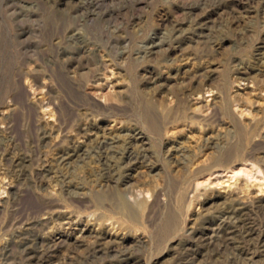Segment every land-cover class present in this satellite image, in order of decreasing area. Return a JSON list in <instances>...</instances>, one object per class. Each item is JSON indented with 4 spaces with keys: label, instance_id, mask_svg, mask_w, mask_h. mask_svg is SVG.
Wrapping results in <instances>:
<instances>
[{
    "label": "rangeland",
    "instance_id": "1",
    "mask_svg": "<svg viewBox=\"0 0 264 264\" xmlns=\"http://www.w3.org/2000/svg\"><path fill=\"white\" fill-rule=\"evenodd\" d=\"M151 40L161 45L138 54ZM68 77L82 94L60 125L47 100L68 101ZM150 104L159 133L139 117ZM236 124L247 147L264 142V0H0V251L40 219L34 229L54 248L39 260L16 249L11 264H76L91 252L87 264H111L122 251L129 264H264L232 247L213 256L207 243L224 208L264 204V152L207 170ZM99 141L111 144L107 158L92 153ZM201 167L181 206L161 195L151 219L145 209L124 221L96 201L150 203L168 177ZM35 196L58 200L51 218ZM175 210L178 232L159 237ZM193 230L207 242L176 261Z\"/></svg>",
    "mask_w": 264,
    "mask_h": 264
},
{
    "label": "bare ground",
    "instance_id": "2",
    "mask_svg": "<svg viewBox=\"0 0 264 264\" xmlns=\"http://www.w3.org/2000/svg\"><path fill=\"white\" fill-rule=\"evenodd\" d=\"M156 44H160V42H154L153 40H151V42H149L148 44H144L141 47L142 49L138 50L137 53L138 54L140 52L141 53L143 52L144 54L150 53V52H152V46H154ZM60 77L62 78L63 75H61ZM63 80H65V79H63ZM63 80H62V82H63ZM66 82H67L66 85H67L68 89L70 90V96H71L68 99V101L63 102L62 100H59L58 102L55 103L53 101V97H51L50 99L47 100L48 103H50V104L52 103L54 105V110L57 114V119H58L57 121L60 125L67 123V122H65L66 120H64V118H63L64 113L68 114L71 119L76 116V111L74 109V105H79L78 100H80V97L82 94L81 90L79 89L80 86H82L81 84L75 82V80H73L69 77L66 78ZM64 91H65V89H64ZM66 93L67 92L65 91V94ZM143 107L144 108H142L140 111L138 110L140 112L139 117L146 123V125L148 126L150 131H152L154 133H159L161 131L162 123L159 121V116L157 114V111L154 109L153 105H151V104H150V106H143ZM98 108H100L103 112H105L107 110V107L103 106L101 104L98 105ZM135 108H137V107H135ZM125 110H126V108H125ZM215 111L217 112V110H215ZM142 120H140V121L143 122ZM234 128L236 131L238 130V134L235 131L236 133H235L234 140H232L230 143H227L226 145L219 148L216 155L212 158L210 165L207 167V170H211V169H214L217 167L229 166L232 163L239 161V160H243V159L254 160L253 159V155H254L253 153L260 152V151L264 152V142L255 141V142H252L251 144H249V147H247V143L249 142L248 141L249 139L247 140L245 138L246 136H243V129H241V127H239V125H237V124L234 125ZM253 129L255 130V128H253ZM248 132H250V131H248ZM129 136H132L133 138H137V137H134V135H132V134H130ZM97 144L98 145H95L94 148H92V153L94 152L98 156V158H107L109 152L111 151V144L109 142H105V141H103V142L99 141ZM158 152L160 153L159 150H158ZM87 153H89V152H87ZM130 155H132V154H130ZM58 158H60V160H63L65 157H64V155L60 154ZM255 161H258V160H255ZM263 161L261 164L264 167ZM256 163H258V162H256ZM15 164L17 165L18 162H15ZM202 168L203 167H201V169L199 171L192 174V176L190 175V177L183 176L181 179H175V178H170V177L167 178L166 177L167 179L164 181L162 186L160 188H158L156 191H154V194H152L153 200L150 203H146L144 201H141V199L140 200L134 199L135 203L129 202V200H128L129 194L126 197L127 199H125V197L123 198L121 196H119V197L116 196V198L114 197L115 198L114 200L110 199L109 201H105V199L102 197V196H104V195H102L103 193L97 195L96 201L101 200V201H99V203H101L104 207L106 206L105 208L108 210H112V208L115 209L116 213L119 214L120 217H122L124 219V221L126 220L128 222H133L132 219H135L145 209L148 211L147 213H149L148 218L151 219V216L153 215V213L155 211L154 207L156 208V205H159V201H160L159 197L161 198V195H167L168 198L176 197L175 198V202H176L175 204L177 207H180L182 204V196L185 197V195H183L184 194L183 191H184V189L186 190V188H187V184L189 183V178H193V180H194L197 177V174L201 170H203ZM106 172H108V171H106ZM105 178H106V181H109L112 179L109 172L105 175ZM35 197L37 200L36 204H35V210L37 212H40L41 214H47L48 219L51 218L53 216V215H51L53 210L56 207H59V203L57 202L58 200H56L50 196L49 197L35 196ZM70 198H71V200L75 201L77 204H85L84 202H86V200H87V202H86L87 204L89 202L88 199H85L82 196H76L75 195V196H71ZM21 200H22V197H21ZM161 200H163V199L161 198ZM167 201L169 202V199ZM172 203H174V202H172ZM167 204H169V203H167ZM167 204H166V206H167ZM32 207H34V206H32ZM256 207L257 208L253 211L251 209H249L248 206H243L239 209H233V208L229 209V207L224 208L222 211V215L220 217V220L217 222L216 226L212 230L213 231L212 238H210L208 240V242L203 241L205 239L202 238V240H201V237L203 235L201 236L200 232L198 230L191 231L194 233L192 235L193 238L188 239L186 241V243L182 244V246L176 250V257H175L176 261L189 263L190 260H192L193 257L195 256L197 247L201 246L202 242L203 243L207 242L208 245H212V247L210 248V251H211L213 256L220 254L222 248H230V247L235 248V251H236L235 253L237 255L238 254H244L245 256L251 255L249 258L252 259L253 261L257 260V258H256L257 256H259V257L264 256V237H263V235H261V232H259V228L261 226L264 227V204H258ZM100 209H103V208H100ZM175 209H177V208L175 207ZM176 211L177 210L172 211V213L166 219L163 216V218L165 220L163 222L161 219V221L163 222L162 227H161V224H159L157 222L160 225V226L159 225L158 226L161 227V233L158 232L159 237H162L165 235L169 236V235L174 234V233L176 235V232H178L180 220H179V215ZM163 212H164V210H163ZM165 213H167V212H164V214ZM90 214H93V213H90ZM111 214L112 213H110L109 215H111ZM114 216H115V214H114ZM46 220H47V218H46ZM181 220H182V218H181ZM150 221H149V223H151ZM32 222L36 226L34 225L25 231L17 232L15 234V238L10 239L9 242L1 249L0 261L2 264L13 263V261L10 260V255L16 249H18L21 252L31 253L32 258L39 260V259L46 258L48 255V252H50L52 250V248H54V244L50 240L41 238V236L34 229L37 226L40 227L41 225H43L44 222H42L40 219H32ZM16 223L17 222H11L10 226H14ZM158 226L155 228H158ZM153 230H154V227H153ZM262 231L264 232V230H262ZM94 250H95V248H94ZM91 254H93V253L91 252L90 255ZM127 254H128L127 251H122V253L119 254L121 256V258H119L114 263L112 262L111 264H129L128 262L130 259H129V256H127ZM90 255L88 254V255L83 256L81 259H79L76 262V264H87L88 257ZM233 259L234 258L232 257L231 260L233 261ZM2 260H4V262ZM231 260H229L228 262L226 261L225 264H232Z\"/></svg>",
    "mask_w": 264,
    "mask_h": 264
}]
</instances>
